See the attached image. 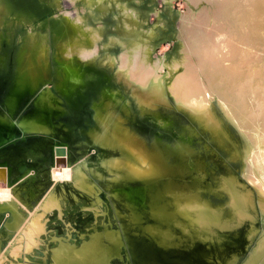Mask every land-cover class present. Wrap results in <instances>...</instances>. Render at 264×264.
<instances>
[{"label": "rangeland", "instance_id": "rangeland-1", "mask_svg": "<svg viewBox=\"0 0 264 264\" xmlns=\"http://www.w3.org/2000/svg\"><path fill=\"white\" fill-rule=\"evenodd\" d=\"M263 6L264 0H0V122L10 124L6 132H0V143L15 133L30 135L27 138L30 143L22 142L24 149L21 152L36 157L27 147L42 131L27 130L21 125L23 115L29 109H35L34 105L39 106L43 111L54 113L52 122L67 127L66 138L74 146L73 155L80 158L70 161L71 167L81 165L83 169L79 170L86 173L89 186L102 185L104 192H115L112 187L104 186L106 180L113 177L106 165L126 160L143 166L115 138L111 145L112 140L104 143L99 139H104L105 126L100 121L102 133L95 120L94 105L101 103L104 93L110 91L120 100L117 109L128 104L127 126L146 139L148 152L139 146L162 170L164 177H152L151 183L166 180L176 183L180 181L184 167L192 163L210 183L212 190L208 189L204 196L213 206H223L228 215L233 212L232 207L220 185L225 178L236 176L253 187L256 218L263 224L259 184L250 179L251 162L257 164L255 166L264 177ZM71 20L77 22L78 27H74ZM82 37L83 44L78 45ZM66 47H73L75 63L90 62L81 75L76 76V81V66H67L62 61ZM137 54L141 55L140 60L133 65L128 81L125 72L130 68L127 65L133 63ZM80 57L84 60L79 62ZM30 61L36 66L34 74L30 73ZM156 62L163 66L161 75L172 71L168 80L171 87L163 95L168 104L143 111L133 90L140 88V82L147 76L143 69ZM122 68H126L125 72ZM185 71L193 79L185 76ZM87 72L92 79L85 82ZM198 82L208 93L205 94L207 100L212 99L219 125H209L197 106L193 109L185 104L184 96L188 100L198 99L202 92ZM82 88L88 94L81 92ZM46 90L52 92L54 100ZM44 91L49 94V101L42 100ZM221 100L231 104L238 102L237 107L230 105L233 112L238 110L234 113L237 120L223 108ZM40 115L36 113L34 118ZM16 123L19 124L17 128ZM156 136L162 144L155 142ZM92 138L97 144V152L88 150L89 145L94 144ZM138 139L134 137V141L142 140ZM34 142L35 145L44 143ZM99 145L110 147V150L103 151ZM178 146L183 148L182 156ZM92 153L94 160H88ZM43 155L46 158L44 166H49L48 151L44 150ZM259 156L263 160H259ZM255 160H259L258 163ZM58 163L57 168L66 165L63 160ZM54 167L48 168L51 179ZM120 172L128 175L127 169ZM73 173L75 179L76 173ZM52 184L44 187V183H31L40 189L39 194L42 189L46 193ZM14 188L9 187L8 178L0 176V189L13 191ZM121 189L141 208L148 204V185L140 187L136 183H126ZM25 193L21 192V195ZM34 193L35 189L27 193L30 211L41 197L35 198ZM84 196L92 207L100 206L95 194L87 192ZM23 215L25 222L29 219L28 211H23ZM112 220L111 226L102 234L105 239L102 237L101 246L105 251L109 250L110 242L121 240L117 221L114 217ZM13 232L17 234V230ZM263 232L259 229L252 235L246 250L231 253L229 264H245L254 253L258 239L264 238ZM0 264H4L2 259Z\"/></svg>", "mask_w": 264, "mask_h": 264}, {"label": "bare ground", "instance_id": "bare-ground-1", "mask_svg": "<svg viewBox=\"0 0 264 264\" xmlns=\"http://www.w3.org/2000/svg\"><path fill=\"white\" fill-rule=\"evenodd\" d=\"M71 23L78 27L77 22L71 20ZM77 44H83V37ZM72 50L73 47H66L62 55V61L67 66H72L76 62ZM140 56L137 54L133 58L135 62L127 65L130 70L127 69L125 72L126 68L121 69L128 81L131 79L132 67L140 60ZM82 60L84 59L78 58L79 62ZM30 63V73L34 74L36 66L32 61ZM162 67L156 62L154 66L147 65L143 69L147 76L144 82H140L141 87L135 88L140 103L150 107L168 104L163 95L171 87L168 80L172 71L168 70L169 73L163 76L160 74ZM184 75L191 77L187 71ZM198 84L202 92L196 101L188 100L187 96H184L186 106L193 109L197 106L209 125H219L220 122L211 105L212 99L207 100L205 96L207 92L201 83ZM41 95L45 96L42 100L49 101L48 93ZM221 104L230 116H233L232 118L238 119L235 117L238 110L233 112L230 107L233 103L221 100ZM241 112L242 110L239 113ZM9 125L0 122V132H6ZM21 126L32 131L43 132L47 129L32 118L24 119ZM114 138L118 144L133 153L143 166L138 167L126 160H117L106 165L113 177L103 184L106 188L112 187L115 192H104L102 185L89 186L86 182V173L79 170L83 169L81 165L71 167V163L68 162L67 166V159L70 158L67 147L56 144L53 149L52 165L55 167L52 170V179L49 176L44 181V187H48L52 182L53 184L46 193L40 192V201L33 210L27 209L29 205L26 199L30 195L27 193L21 195L22 191L18 186L24 179L28 180L29 175L34 174L31 173L34 170L31 169L29 174L10 182L9 187L15 186L13 191L0 189V259L4 264H229L231 253L246 250L247 245L251 243L252 235L259 229L264 230V222L259 224L256 218L252 197L254 191L250 184L236 176H229L222 181L220 188L228 195L233 211L225 215L223 206H213L204 196V192H209L210 183L198 166L192 163L185 166L180 181L176 183L169 180L151 183L152 177H164L159 164L153 162L137 143ZM99 139L104 143L109 141ZM94 145L97 144L94 142ZM177 149L182 156L183 148L178 146ZM250 159L252 161V157ZM61 160L66 165L57 168V163ZM259 160L255 161L258 163ZM251 163L250 179L259 184L257 189L259 204L264 212V177L258 170L259 167L255 166L257 164ZM121 169H127L128 175L122 174ZM73 171L76 173L75 179ZM1 175L5 179L8 178L7 167L4 165H0ZM126 183H136L140 187L149 186L146 195L148 204L144 208L138 206L131 195L121 189ZM87 192L98 196L99 207L94 208L87 202V197L84 196ZM79 208L82 209L81 212ZM23 211H28L29 214V219L25 222ZM113 217L117 221L121 240L110 242L109 250L105 251L101 246V239L104 236L102 234L111 226ZM13 230H17V234ZM254 247V253H251L245 264H264V238H259Z\"/></svg>", "mask_w": 264, "mask_h": 264}, {"label": "flooded vegetation", "instance_id": "flooded-vegetation-1", "mask_svg": "<svg viewBox=\"0 0 264 264\" xmlns=\"http://www.w3.org/2000/svg\"><path fill=\"white\" fill-rule=\"evenodd\" d=\"M88 63H90V62L88 61L87 64ZM87 64L75 63L74 65L76 66L75 67L76 68L75 69L76 70V74L74 76L78 77V75H81L83 68ZM86 75H90V74L87 72ZM62 77H63V74H62ZM84 79L86 80L85 82H87V81L92 79V76L90 77V79L86 78V76H85ZM118 79L119 80H123L122 78H118ZM84 89H86V87ZM80 91L81 92L83 91L84 94H88V91H86V93H85L83 88ZM42 94H45V93L43 92ZM51 94H52V92H51ZM133 95H134V97H136L137 101H139V104L141 105L140 107H141V109H143V111L146 110L145 108H151V109L156 108V107H150L148 105L140 103V97H138V95L135 93L134 90H133ZM52 97H53V100H54V95L53 94H52ZM119 103H120V100L118 99L117 94L112 93L110 91H106L104 93V95H103L102 102L94 105L95 113H96L95 114V120H96V123H97L99 129H101V132L103 130H102V127L100 125V121L105 126L104 140L105 141L106 140H110V141L112 140V142L110 143V145H111L113 143V141H114V137H116V138L120 139L121 141L129 142L128 140H130L131 141L130 143H137L138 145H141L144 149H146L145 148V144H148L146 139L141 137V135H139L136 130H134L131 127L127 126V120H128L127 118L130 115V109H129L128 104H125V105L121 106L120 109H117V106L119 105ZM34 106H35L34 107L35 109H29V111H27L23 115L22 119H31V117L33 116L32 119L37 120L38 123H41V125L46 126L49 130L42 132V134L39 137L34 136L33 142L30 145H28V147H27L28 150L31 151V152L34 151V153L36 154V157H35V155H32V156L35 157L38 160H41V158H44L43 157L44 156L43 155L44 150H47L48 154H49V146L53 143L52 141L54 139H60V140H62L64 142H67L70 145L71 151H72V154H73L74 146H72L71 142L68 140V138H66V134H67L66 128L67 127H64V124H62V123L61 124L60 123L57 124L55 122H52V118L54 117L53 116L54 113L50 114L49 112L41 110L39 108V106H36V105H34ZM36 113L41 114L40 117L34 118V115ZM17 127H19L18 123H16V128ZM21 134L22 133L19 132V133H15L13 135H10L8 137L10 139H15V140H14L13 143H10V144L7 145L9 147V154H8L9 156H7V159L13 160V161H17L21 157H23L25 159L26 158L27 159L30 158L29 154H24L23 151L21 152V150L24 149L22 147L23 146L22 144L26 143V145H27L28 143H30V141L27 140L28 137H26L24 139H21L20 138ZM35 137H37V138H35ZM134 137L139 138L138 140H141L140 138H142V140L141 141H134ZM34 141H37V142L44 141V143L43 144H41V143L39 144L38 143V144L35 145L34 143H36V142H34ZM157 141L162 144V142H161V140L159 139L158 136H156V138H155V142H157ZM99 146L102 148L101 145H99ZM89 147H90V145H89ZM109 148L108 147L107 148H102V150L103 151H105V149L110 150ZM146 152H148L147 149H146ZM48 161L49 160L47 159V163H48ZM43 164H44V161H43ZM46 167L48 168L49 166L47 165ZM103 194H105V193H103Z\"/></svg>", "mask_w": 264, "mask_h": 264}, {"label": "water", "instance_id": "water-1", "mask_svg": "<svg viewBox=\"0 0 264 264\" xmlns=\"http://www.w3.org/2000/svg\"><path fill=\"white\" fill-rule=\"evenodd\" d=\"M90 75H86V78L90 79ZM77 78L75 77L74 80H76ZM34 90V89H31ZM30 135H26V134H21L20 138L24 139L26 137H28ZM15 139H10L7 138L5 140H3L0 143V165H4L7 167V173H8V182H13L15 180H19L20 178H22V176L29 174L30 170H34V174H30L28 177V180L24 179V181L21 182V184L18 186L19 188L22 186H25L27 189L26 190H21L22 192L26 191V193L29 192V190L35 189L34 193V197L36 198L37 195L39 197V190L36 188L35 185H31V183H37V184H42L44 183L45 180H47L49 178V174H48V168L54 163V159H53V149H54V145H62L67 147L68 149V154L70 156V158L68 159V162L70 161H74V160H80V158H76L73 156L72 151H71V147L67 142H64L60 139H54L52 142V144L49 146V154L47 156L48 160H49V167L47 168L46 166H44L43 161L46 159L41 158V160L36 159L35 157L31 156L30 158H23L21 157L19 160L17 161H13V160H9L7 159V155L9 153V147L7 146L10 143H13ZM94 149V151L97 152V145H90V147H88V150H92ZM95 154L92 153L91 156H89L87 159L88 160H94ZM14 175V177H12ZM40 180V181H39ZM43 180V181H41ZM20 190V189H19ZM44 189H42L40 192H42ZM25 193V194H26ZM24 196V195H23Z\"/></svg>", "mask_w": 264, "mask_h": 264}, {"label": "clouds", "instance_id": "clouds-1", "mask_svg": "<svg viewBox=\"0 0 264 264\" xmlns=\"http://www.w3.org/2000/svg\"><path fill=\"white\" fill-rule=\"evenodd\" d=\"M82 59H84V57H82Z\"/></svg>", "mask_w": 264, "mask_h": 264}]
</instances>
